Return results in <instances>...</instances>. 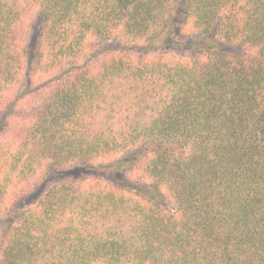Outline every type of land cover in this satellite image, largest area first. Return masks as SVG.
Wrapping results in <instances>:
<instances>
[{
  "label": "trees",
  "instance_id": "16d2710c",
  "mask_svg": "<svg viewBox=\"0 0 264 264\" xmlns=\"http://www.w3.org/2000/svg\"><path fill=\"white\" fill-rule=\"evenodd\" d=\"M0 264H264V0H0Z\"/></svg>",
  "mask_w": 264,
  "mask_h": 264
},
{
  "label": "rangeland",
  "instance_id": "374dc122",
  "mask_svg": "<svg viewBox=\"0 0 264 264\" xmlns=\"http://www.w3.org/2000/svg\"><path fill=\"white\" fill-rule=\"evenodd\" d=\"M181 8V7H180ZM180 8L176 11L175 16L173 18V25L175 26L180 25L181 23V17H180ZM40 24L36 21V18L33 16L31 21H30V26L28 29V38L30 40L31 45L34 43V32L39 30ZM34 29V32H33ZM183 32L179 31V28L175 31L176 35L180 34L182 35ZM194 38H189L185 37L182 35L180 36L178 41H180L178 44H180L175 52H188L186 48H184V44L187 40H191ZM184 40V41H183ZM183 41V42H182ZM164 46V45H163ZM163 46H160L159 43L155 45V47H158L155 49V51H160ZM154 46H147V50L151 51ZM165 47V46H164ZM163 47V48H164ZM154 51V50H152ZM139 52H145L144 49L139 50ZM98 173L92 168V167H87V166H76L72 167L70 169L62 170V171H57V170H52L49 169L46 171V173L38 178L35 183L32 185V188L30 191L20 195L17 200H15L12 203V207L7 211L5 215V221H8L11 219L16 213H18L20 210L27 208L31 206L32 204L36 203V201L39 199L41 195H43L48 189H50L53 186L61 185V184H68V183H73L78 181L81 178H88L92 179V177L96 176ZM127 174V172H126Z\"/></svg>",
  "mask_w": 264,
  "mask_h": 264
}]
</instances>
